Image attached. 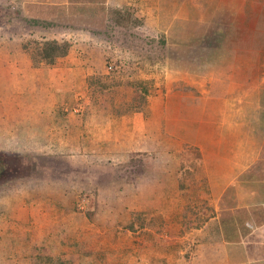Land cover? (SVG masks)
<instances>
[{
  "label": "rangeland",
  "instance_id": "374dc122",
  "mask_svg": "<svg viewBox=\"0 0 264 264\" xmlns=\"http://www.w3.org/2000/svg\"><path fill=\"white\" fill-rule=\"evenodd\" d=\"M86 1L103 0H74L79 4L50 14L54 27L43 28L17 2L0 0V47L31 59L38 43L67 41L80 61L97 66L93 75L84 70L82 84L62 80L51 89L46 104L61 114L46 133L32 126L0 130V264H182L183 238L208 220L210 201L201 195L207 190L196 181L203 167L194 161L207 149L180 139L170 143L174 149L69 148L77 136L67 131L68 116H77L90 97L86 105L94 112L139 111L148 118L149 103L158 99L156 119H168L173 131L176 119L215 114L211 100L229 118L231 97L247 94L260 118L264 0H136L143 7L122 9L81 5ZM87 31L97 36L87 39ZM40 105L36 96L32 107ZM159 133L156 143L165 142V124Z\"/></svg>",
  "mask_w": 264,
  "mask_h": 264
},
{
  "label": "crops",
  "instance_id": "0c3cea01",
  "mask_svg": "<svg viewBox=\"0 0 264 264\" xmlns=\"http://www.w3.org/2000/svg\"><path fill=\"white\" fill-rule=\"evenodd\" d=\"M11 2L14 5L17 2L27 17L42 21H51L50 18H54L52 15H55L53 11L58 12L79 4L74 0H11ZM81 5L85 6V2ZM102 5L107 9H122L132 5L142 6V2L104 0ZM86 33L89 35L87 39L90 40L97 36L91 31ZM90 45L91 43L88 44ZM8 46L0 47V130L2 133L12 134L14 128L32 126L41 132L43 129L46 133L49 128L47 126L52 125L51 120L55 119L56 114H61L53 110L54 105L46 104L45 99L52 95L51 89H57L62 80L69 86L82 84L81 81L85 79L84 70L87 74L93 75L92 72L97 66L89 61L86 63L80 61L76 45L71 47L70 56L60 60L48 71L34 67L27 55L22 51H13ZM7 51L10 53L13 51L10 61L6 60ZM36 96L41 103L38 110L32 107V100ZM246 97L247 94L231 97L234 111L229 113V118L224 117L225 113L219 110V105L212 104L211 100L208 102L211 105L209 110L213 113L218 109L215 113L218 116L215 117L213 114L209 117H200V111L197 122L186 118L173 121L175 125L173 131L169 130L168 119L163 123L162 120L156 119V112L159 110L156 104L158 99L151 100L154 104L149 103L147 118L139 111L115 116L109 111L94 112L92 106L88 108L86 105L90 101L89 97L86 98L85 105L77 116L73 114L68 116L67 131L77 136L69 140V148H73L77 143L80 145L111 143L115 145L114 148L118 146L120 149L135 151L146 149L147 146L154 148L156 145L164 149H174L173 142L177 143L175 141L180 139L181 143L190 144L199 150L207 149L203 150L207 156L198 153L194 161H197V166L199 164L203 167V171L199 173L202 174L201 179L196 181L199 191L207 190L201 195L210 201L204 207L208 211V220L183 238L186 244L182 252L184 254L182 264H264V158L259 161L261 152L264 151L262 150L264 113L257 118L258 102L247 104ZM241 100L244 103L237 104V101ZM85 110H88L87 113ZM36 119L39 120V124L33 125L31 121L35 123ZM145 121H148L146 125ZM162 124H165V135H162L165 142L156 143L157 136L161 135L159 127ZM202 125L206 126L205 129ZM239 134L242 135L240 139ZM130 139L132 141H129ZM223 141L227 143L224 147L226 152H222ZM237 141L243 143L238 145ZM247 141L250 143L244 144ZM254 146L257 148L253 149ZM228 149H235L236 156L222 158ZM258 162L262 164L257 165Z\"/></svg>",
  "mask_w": 264,
  "mask_h": 264
},
{
  "label": "trees",
  "instance_id": "16d2710c",
  "mask_svg": "<svg viewBox=\"0 0 264 264\" xmlns=\"http://www.w3.org/2000/svg\"><path fill=\"white\" fill-rule=\"evenodd\" d=\"M104 2H94L90 3L89 1H86L85 4H89L93 6V4L102 5ZM53 21H42L35 19L34 23L37 25L45 27H54ZM71 50V44L67 41H57V40H47L44 42H40L37 44V48L31 52V60L33 62L34 67H53L56 65L61 59L66 58ZM93 83L98 82V79H93ZM2 174V172H0Z\"/></svg>",
  "mask_w": 264,
  "mask_h": 264
}]
</instances>
